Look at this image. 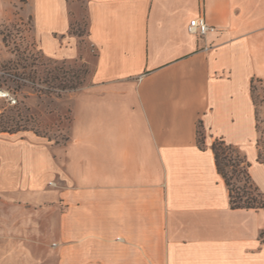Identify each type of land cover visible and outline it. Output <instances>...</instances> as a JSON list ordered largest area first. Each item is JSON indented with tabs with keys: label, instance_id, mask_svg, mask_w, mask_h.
Masks as SVG:
<instances>
[{
	"label": "crops",
	"instance_id": "crops-1",
	"mask_svg": "<svg viewBox=\"0 0 264 264\" xmlns=\"http://www.w3.org/2000/svg\"><path fill=\"white\" fill-rule=\"evenodd\" d=\"M200 16L216 31L189 33ZM15 18L91 74L65 140L0 133V264H264V209H231L212 150L237 147L264 195V0H0V63Z\"/></svg>",
	"mask_w": 264,
	"mask_h": 264
},
{
	"label": "rangeland",
	"instance_id": "rangeland-1",
	"mask_svg": "<svg viewBox=\"0 0 264 264\" xmlns=\"http://www.w3.org/2000/svg\"><path fill=\"white\" fill-rule=\"evenodd\" d=\"M25 1L17 0V6H22ZM86 24L85 19L76 21L75 31L85 34ZM31 30V19L21 22L19 18L3 25L1 29L10 58L1 63L0 87L11 90L19 103L10 107L0 101V123L4 122L14 129H33L52 140L62 141L67 138L70 125L67 98L75 91H62L56 87L60 81L71 77L74 82L79 81V89L84 87L89 81L91 68L86 63L45 58ZM55 75L59 77L58 82L54 81ZM255 98L258 102L262 101L260 93H255ZM259 138H262L264 154L263 123L259 125Z\"/></svg>",
	"mask_w": 264,
	"mask_h": 264
},
{
	"label": "trees",
	"instance_id": "trees-1",
	"mask_svg": "<svg viewBox=\"0 0 264 264\" xmlns=\"http://www.w3.org/2000/svg\"><path fill=\"white\" fill-rule=\"evenodd\" d=\"M71 33L81 37L85 36L87 33V24L85 34H83L81 31H75V23L72 25ZM1 67L2 64L0 63V72ZM54 81H59L58 75H55ZM79 84V81L74 82L73 77H71V79L60 81L56 88L62 91H76L80 87ZM262 101L258 102L255 98V104L257 107L258 131L259 125L262 123L264 124V120L259 117V108ZM25 130L33 129H21L19 127L14 129L8 127L4 122L0 123V133H17L19 131ZM35 133H37L38 135H42L36 131ZM198 144L201 149L205 148V133L203 131V126L201 123L199 124L198 129ZM257 145L259 148V155L257 160L258 162L264 164L262 138L258 139ZM212 150L215 155L217 171L223 178L229 192L231 209L255 211L264 209V195L253 181L250 174L251 164L248 162L247 158L241 153V151L234 145L226 143L223 139H216L214 144L212 145Z\"/></svg>",
	"mask_w": 264,
	"mask_h": 264
},
{
	"label": "built area",
	"instance_id": "built-area-1",
	"mask_svg": "<svg viewBox=\"0 0 264 264\" xmlns=\"http://www.w3.org/2000/svg\"><path fill=\"white\" fill-rule=\"evenodd\" d=\"M188 31L193 35L204 37L208 33L216 31V28L214 26H210L204 16H200L190 22ZM0 101L5 102L10 107H15L19 103L17 96L11 90L1 87Z\"/></svg>",
	"mask_w": 264,
	"mask_h": 264
}]
</instances>
